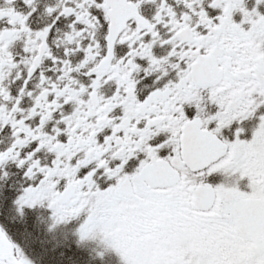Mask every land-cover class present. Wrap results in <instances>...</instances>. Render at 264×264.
Wrapping results in <instances>:
<instances>
[{
	"label": "snow or ice",
	"instance_id": "6c2138e0",
	"mask_svg": "<svg viewBox=\"0 0 264 264\" xmlns=\"http://www.w3.org/2000/svg\"><path fill=\"white\" fill-rule=\"evenodd\" d=\"M0 264H264V0H0Z\"/></svg>",
	"mask_w": 264,
	"mask_h": 264
},
{
	"label": "trees",
	"instance_id": "16d2710c",
	"mask_svg": "<svg viewBox=\"0 0 264 264\" xmlns=\"http://www.w3.org/2000/svg\"><path fill=\"white\" fill-rule=\"evenodd\" d=\"M41 235H42V233H41ZM37 250H39V247H37Z\"/></svg>",
	"mask_w": 264,
	"mask_h": 264
}]
</instances>
